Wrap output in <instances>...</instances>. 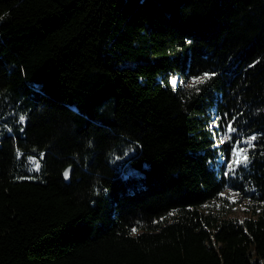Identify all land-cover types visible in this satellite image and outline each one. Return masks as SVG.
I'll return each instance as SVG.
<instances>
[{"label": "trees", "instance_id": "16d2710c", "mask_svg": "<svg viewBox=\"0 0 264 264\" xmlns=\"http://www.w3.org/2000/svg\"><path fill=\"white\" fill-rule=\"evenodd\" d=\"M0 264H264V0H0Z\"/></svg>", "mask_w": 264, "mask_h": 264}, {"label": "snow or ice", "instance_id": "6c2138e0", "mask_svg": "<svg viewBox=\"0 0 264 264\" xmlns=\"http://www.w3.org/2000/svg\"><path fill=\"white\" fill-rule=\"evenodd\" d=\"M210 75L209 74H204L203 77H198L195 78L192 81V85H196L198 83H204L207 79H210ZM172 84H175L176 81L172 80L171 81ZM197 91H199V89H197ZM24 117L21 116L20 117V122L23 123L24 122ZM226 123L225 125L222 126V131L219 133V141L221 143L226 142V141H230L232 139V133H236L238 130L236 128L233 127V123L235 122V117L233 116L232 119L229 121L227 118V114H225L224 118H223ZM213 125L210 124L209 125V130L212 131ZM23 129H21L22 131ZM217 133L213 132V139H216ZM243 133H239V137L236 139L235 143L231 145L230 147V154L233 157L232 160H230L225 167L227 168L228 171L225 172V175H228V172H232L235 170L234 165L238 164H244L247 165L248 163V150L250 148L253 147V141H255L257 139V137L255 135H251L249 136L247 139H243ZM241 144H245L248 147L246 148H241L240 145ZM17 155L19 156L20 153L18 152ZM41 159L43 158V153L40 154ZM29 162L33 165L32 168L29 169V171H38L40 168V164L39 161L35 160L32 157L28 158ZM68 176V170L65 171V178L67 179ZM133 233L135 232V229L132 230Z\"/></svg>", "mask_w": 264, "mask_h": 264}, {"label": "rangeland", "instance_id": "374dc122", "mask_svg": "<svg viewBox=\"0 0 264 264\" xmlns=\"http://www.w3.org/2000/svg\"><path fill=\"white\" fill-rule=\"evenodd\" d=\"M190 80L186 85L192 84ZM176 84V83H175ZM241 148H246L245 144L240 145ZM233 157L231 156L232 160ZM229 162V161H228ZM227 162V163H228ZM225 199H216L202 206V211L206 213H214L221 218L232 217L239 220L245 217H256V204L249 201L247 198L241 197L238 193L230 188H227L222 195Z\"/></svg>", "mask_w": 264, "mask_h": 264}, {"label": "water", "instance_id": "95a60500", "mask_svg": "<svg viewBox=\"0 0 264 264\" xmlns=\"http://www.w3.org/2000/svg\"><path fill=\"white\" fill-rule=\"evenodd\" d=\"M68 170V176H67V179L65 178V171ZM64 171V179L67 181V182H70V179H71V173H72V166H69L65 169Z\"/></svg>", "mask_w": 264, "mask_h": 264}]
</instances>
